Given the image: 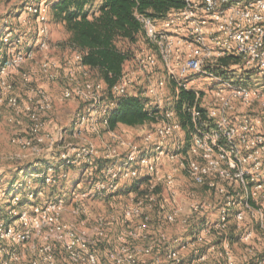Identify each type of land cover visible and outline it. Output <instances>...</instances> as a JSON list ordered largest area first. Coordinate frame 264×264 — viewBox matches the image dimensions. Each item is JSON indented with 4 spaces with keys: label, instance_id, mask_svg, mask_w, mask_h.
Wrapping results in <instances>:
<instances>
[{
    "label": "rangeland",
    "instance_id": "1",
    "mask_svg": "<svg viewBox=\"0 0 264 264\" xmlns=\"http://www.w3.org/2000/svg\"><path fill=\"white\" fill-rule=\"evenodd\" d=\"M57 1L0 0V60L6 59L7 63L6 66L0 63V222L13 230L9 238L0 236V264H33L35 261L42 264L44 255L41 251L47 247H52L56 264H81L73 263L68 257L70 233L75 235L74 240H80L76 245L78 251L85 247L98 253L99 264H114L107 255L121 245L141 247L153 243V252L140 255L139 264H171L165 258L171 249L179 252L182 264L194 262L199 255L208 257L200 264H225L220 254L226 235L234 236L230 245L234 264H264L261 261L264 237L259 235L256 217L247 215L241 220L243 228L254 226L250 230L256 235L249 244L238 239L240 232L236 230L235 219L229 222L225 231L209 229L220 219V206L215 198L207 197L206 191L196 188L186 172L178 167L176 161L191 156L186 150L184 155L176 152L177 147L189 140L184 127L176 136L168 138V151H164L157 164L161 172H174L173 189L159 185L157 191L168 203L166 210L179 208L178 222L167 223L166 211L157 209L145 210L142 217L125 216L134 203L144 199L149 186L146 179L143 183L135 181L131 186L125 185L118 194L110 197L79 198L88 193L90 179L85 169L78 166L60 170L58 166L63 161V154L72 153L80 161L81 148L92 147V160L97 161L101 169L119 157H126L134 148L142 149L146 132L153 130L156 123L135 128L120 125L115 131L104 130L101 119L113 108L106 106L105 100L97 107L96 123L89 119V110L95 107L93 98L97 93L86 85L97 84L99 77L89 69L79 68L76 52L68 44L67 32L51 15V7ZM38 3H44L39 16L29 11ZM4 38H8V42H4ZM142 51L125 68L129 94L141 93L150 110L160 101L174 110L175 104L170 106L171 101H168L175 91L174 82L165 73L162 63L155 69L142 67L139 63ZM225 61L227 65L239 63L236 59ZM163 79L166 80L164 90L152 96L150 88ZM198 81L195 89L207 91L209 81L201 77ZM205 96L206 101L210 100L208 93ZM44 102L48 107L38 114L39 129H36L32 112ZM243 108L240 103H234L233 111ZM255 108L244 110L252 115ZM174 111V120L180 123ZM80 117L85 118V123L77 124ZM38 139L42 140L38 142ZM49 168L55 170L49 172ZM46 173H53L54 180L50 184L41 180ZM136 183H140L139 188L131 190ZM9 189L12 191L8 192ZM15 197L20 202L14 206ZM50 202H62L57 211L60 224L66 228L61 233L46 224L44 212ZM204 202L213 205V209L206 216H192L187 225H183L191 214L192 205ZM21 212L27 213L28 222L20 219ZM146 216L149 217L148 227L138 230ZM19 232H25L27 238L21 241L14 238L13 235ZM125 232H134L136 236L126 237ZM251 248L255 249L254 254H249ZM257 256L260 258L256 259Z\"/></svg>",
    "mask_w": 264,
    "mask_h": 264
},
{
    "label": "built area",
    "instance_id": "2",
    "mask_svg": "<svg viewBox=\"0 0 264 264\" xmlns=\"http://www.w3.org/2000/svg\"><path fill=\"white\" fill-rule=\"evenodd\" d=\"M183 1L182 9L170 12L162 20L136 13L146 39L153 46L152 49H143L141 59L138 58L139 63L151 69L157 68L159 63L163 64L165 73L175 84L176 93L168 98L170 106L178 101L181 89L195 93V104L189 109L193 124L191 137L185 145L176 148L178 154L184 155L186 150L191 156L187 159L184 156L182 161L176 162L186 172L189 181L196 188L206 191L208 198H215L220 206V219L212 223L209 229L225 231L229 222L235 219L236 230L240 232L238 239L249 244L256 234L250 230L254 226H241V220L247 215L256 217L259 235L264 237V0ZM43 6L44 3H38L29 11L39 16ZM3 41L8 42V38ZM75 57L79 68L87 69L82 64V55L76 52ZM227 59H236L239 63L227 65ZM200 77L209 81L207 91L195 89ZM165 83V79L157 81L149 93L157 96L164 90ZM128 84L124 77L114 86L113 93L120 98L128 96ZM86 87L97 93L93 98L95 107L89 110V119L96 123L97 107L106 96L105 85L99 81L95 85L87 84ZM206 93L211 96L208 101L205 99ZM234 103H240L244 108H256L252 115L246 113L244 108L235 109L237 111L234 112ZM45 104H40L37 111L32 112L36 129H39L38 114L48 107ZM167 106L163 101L154 105V109L161 111L162 119L153 130L146 132L142 149L134 148L126 157H119L101 169L98 162L92 160V147L81 148L78 155L80 157L82 154L80 161L72 153L62 155L63 161L58 166L60 170L78 166L85 169L90 179V189L88 193L80 195V199L110 197L118 194L125 185L131 186L135 181L146 179L149 186L144 199L134 203L125 212V216L142 217L145 210L157 209L166 211L164 218L167 223L178 222L179 208L166 210L168 203L162 200L161 193L157 191L159 185H166L169 190L175 185L174 172H161L157 164L164 156V151H168V138L174 134L176 136L178 130H183V126L174 120L175 108L172 107V110ZM85 121L84 117H80L77 124ZM101 125L106 128L105 117H102ZM41 140L38 139V142ZM54 170L47 169L49 172ZM46 174L44 179L50 184L54 180L53 173ZM172 194L175 195L174 190ZM19 202L15 197L14 206ZM61 204L50 202L44 212L46 224L56 233L66 228L60 224L57 211L62 207ZM212 209L213 205L205 202L193 204L191 214L183 221V225L186 226L192 216H204ZM19 217L24 222L29 220L26 212H21ZM148 221L149 217H144L138 230L146 229ZM24 233L19 232L13 237L19 241L25 240L27 236ZM12 234V228L0 222L1 238H9ZM125 234L126 237L136 236L134 232ZM228 236L223 239L224 249L220 256L225 264H234ZM162 238L165 239V236ZM74 239L75 235L70 233L67 245L69 259L73 263L99 264L98 254L85 247L78 251L76 245L80 240ZM153 250L154 243L141 247L124 244L109 252L107 257L114 264H139V256H147ZM254 250L249 249V254H254ZM41 252L44 255L42 264H56L52 247L42 249ZM165 255L171 264H182L178 251L171 249ZM262 256L261 261H264V254ZM207 259V255H199L190 264L204 263Z\"/></svg>",
    "mask_w": 264,
    "mask_h": 264
},
{
    "label": "trees",
    "instance_id": "3",
    "mask_svg": "<svg viewBox=\"0 0 264 264\" xmlns=\"http://www.w3.org/2000/svg\"><path fill=\"white\" fill-rule=\"evenodd\" d=\"M183 7V0H58L52 5V18L67 32L68 44L82 55V64L105 85L106 106L113 104L105 116L107 131H115L120 125L135 128L162 119L161 111L146 107L147 100L141 93L120 98L112 89L125 77L126 65L137 58V53L153 48L136 13L162 20ZM0 63L7 65L6 59ZM178 96L174 108L190 139L193 124L189 109L195 104L196 96L185 89ZM41 180L45 183L44 178ZM140 183L131 190H137ZM228 237L232 244L234 236Z\"/></svg>",
    "mask_w": 264,
    "mask_h": 264
},
{
    "label": "crops",
    "instance_id": "4",
    "mask_svg": "<svg viewBox=\"0 0 264 264\" xmlns=\"http://www.w3.org/2000/svg\"><path fill=\"white\" fill-rule=\"evenodd\" d=\"M104 128V130L106 129L105 127H103Z\"/></svg>",
    "mask_w": 264,
    "mask_h": 264
}]
</instances>
